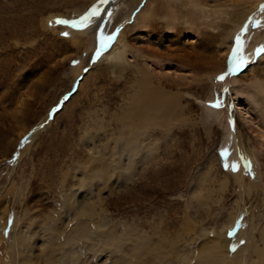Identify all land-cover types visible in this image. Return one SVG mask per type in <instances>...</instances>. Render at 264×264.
Returning <instances> with one entry per match:
<instances>
[{"label": "rangeland", "instance_id": "obj_1", "mask_svg": "<svg viewBox=\"0 0 264 264\" xmlns=\"http://www.w3.org/2000/svg\"><path fill=\"white\" fill-rule=\"evenodd\" d=\"M186 1L0 0V264H201L224 222L230 257L238 245L244 264L259 259L264 0H203L206 17ZM144 6L148 31L134 25ZM93 9L85 27L56 22ZM124 29L121 68L110 53ZM143 66L179 85L165 89L182 110L134 139L126 111ZM71 190L94 215L70 206Z\"/></svg>", "mask_w": 264, "mask_h": 264}, {"label": "bare ground", "instance_id": "obj_2", "mask_svg": "<svg viewBox=\"0 0 264 264\" xmlns=\"http://www.w3.org/2000/svg\"><path fill=\"white\" fill-rule=\"evenodd\" d=\"M135 1L136 0H132V2H135ZM187 1H188V3H190L195 8V10H197L200 13V16L206 17L207 14H210V11H209V9H207L206 3H204L203 0H187ZM258 2H259L258 0H255L254 3L250 5L251 8L257 6ZM215 6H216V4H215ZM212 9H213V7H212ZM220 9L221 8L216 10L213 14H219L221 12ZM151 12H152V9L148 10L145 6H144V8H142V10L140 9V11L137 13V15L134 18V20L136 22V24H134V25H137L138 21L140 20V21H142V23H140V24H142L143 27H147L146 30L148 31V28H150V24L152 23V20H153V16H152L153 13H151ZM91 17H94V20H95V15L94 16L91 15L90 18ZM171 17L173 18L174 21L179 19V17H182L183 19H184V17H186V21L190 20L191 24L195 23V19H194V16L192 14L191 15L186 14V15L178 16V15L173 13L171 15ZM215 17H216V15H215ZM187 18H188V20H187ZM90 20L92 21L93 19H90ZM127 28H130V27H127ZM121 31L122 32L119 34V38H117V43L114 46V48L112 49L110 55L112 58L111 61L113 63L119 62L122 66L121 68H124V65H125L124 64V50L120 49V48L122 46H124V39H125V34H126L127 30L124 29ZM145 33L148 34V32H145ZM151 54L156 55L157 53L151 52L150 55ZM154 67L155 66L153 64L151 67V68H153V72H154ZM247 68H249V67H247ZM247 68H245V69H247ZM131 71H132V69H131ZM139 71H141V75L139 76V78L137 80H135L136 82L134 83V91L131 94L129 106H128L127 111H126V113H127L126 118L127 119H129L130 121L137 120V125L135 126L136 127L135 131H132L130 129L131 132L129 133V138H134V139H135V136L137 135V133L139 132V130L142 129V127L164 126V125L168 124V122L172 121L173 119H177L179 117L178 116L179 113H181L180 111L182 110V106H180L179 96L176 93L170 92V91L165 89V87L175 88V87L179 86L178 84L168 83L169 81L167 82V81H164L163 79L161 80L159 77H157L158 74H157V76H152L150 74V72H148V70L144 66ZM135 77H136V75H135ZM255 84H256L255 88L257 89V91L260 94L264 95V81L257 82V83L255 82ZM158 129H159V127H158ZM143 131L144 130H142L141 133ZM134 139H132L130 141V143H128V147L131 149V152L133 149H134L133 151H135V148H136L135 145H132ZM128 147L126 149L128 151H130V149ZM61 184H63V182ZM69 184H70V182H69ZM71 184H72V186H74L75 182L72 181ZM90 193H92V192H90ZM68 195H69L68 196L69 204H72L70 206L77 213H79L80 215L88 216V217L94 215L93 211H94V204L95 203L92 204V201H91L92 198L88 197V198H86V200H84L82 198H78V197H76V193L73 190H71L70 194H68ZM197 201H198V199H197ZM230 221H231V219H230ZM224 223L225 224H222V226H221V230L219 232V235L216 236L217 241L215 238H213L210 242H205L199 246V250H200V252H199L200 258L199 259H200L201 264H244L245 263V259L242 257L243 248H241L240 246L237 245L235 247V254H233V257L232 256L230 257V255L228 254L227 248L232 243L236 244V240H234L235 236H234V233L232 231H230V227L227 226L226 222H224ZM263 240H264V231H263ZM263 243H264V241H263ZM136 244H138V243H136ZM170 244H171V242H170ZM223 251L225 252L224 254L226 255V256L225 255L223 256L224 258L222 257ZM225 257L229 258L228 259L229 261L227 260L228 262L225 260ZM120 263H121V261H120ZM247 263L248 264H264V251L262 252V254L258 260H256L255 262L249 261Z\"/></svg>", "mask_w": 264, "mask_h": 264}, {"label": "snow or ice", "instance_id": "obj_3", "mask_svg": "<svg viewBox=\"0 0 264 264\" xmlns=\"http://www.w3.org/2000/svg\"><path fill=\"white\" fill-rule=\"evenodd\" d=\"M104 0H101V3H103ZM261 10L264 11V6H261ZM97 12L95 9H93L90 14H87L85 15L84 17H81L79 21H72V22H69V21H63V20H58L56 21L57 23H61V24H69L71 27L73 28H82V27H85L87 22H88V19H89V15H96ZM63 35H67V33H63ZM239 42H240V38L239 36L237 37V48L234 49V52H233V58H235V55L236 53L239 51ZM104 47H106L107 45H103ZM261 53H264V47H261V48H258L256 50V54L259 55ZM245 63H247L246 60H244L243 58H241V60L235 65V67L231 70V71H238L240 69V67H242ZM220 79H223V77H220ZM214 107H219L220 106V102L217 101V103L215 105H213ZM234 167V166H233Z\"/></svg>", "mask_w": 264, "mask_h": 264}]
</instances>
